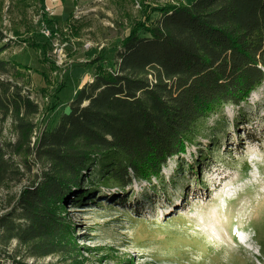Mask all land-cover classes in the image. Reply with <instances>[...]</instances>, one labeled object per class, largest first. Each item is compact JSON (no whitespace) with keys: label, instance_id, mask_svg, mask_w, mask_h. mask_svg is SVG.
<instances>
[{"label":"trees","instance_id":"16d2710c","mask_svg":"<svg viewBox=\"0 0 264 264\" xmlns=\"http://www.w3.org/2000/svg\"><path fill=\"white\" fill-rule=\"evenodd\" d=\"M179 1L135 20L111 66L92 60V80L38 131L24 65L1 57L9 42L0 29V124L14 135L0 138V187L26 181L0 214V264H83L61 209L101 190L164 183L168 160L199 145L209 118L264 86V0ZM201 159L189 168L195 179ZM49 256L59 259L38 262Z\"/></svg>","mask_w":264,"mask_h":264},{"label":"rangeland","instance_id":"374dc122","mask_svg":"<svg viewBox=\"0 0 264 264\" xmlns=\"http://www.w3.org/2000/svg\"><path fill=\"white\" fill-rule=\"evenodd\" d=\"M178 2L0 0V29L8 39L2 44L9 42L1 57L24 65L19 82L39 106L36 130L68 110L76 90L92 80V60L102 56L101 64L111 66L135 20H155L157 8ZM44 4L53 16L42 13ZM56 42L64 57L53 53ZM0 126V138L13 140L8 122ZM201 132L199 145L168 160L164 183H134L124 194L101 190L85 207L61 209L83 264H264V86L239 109L225 107L209 118ZM199 158L195 179L189 168ZM25 183L0 187V214Z\"/></svg>","mask_w":264,"mask_h":264},{"label":"built area","instance_id":"2783aa9c","mask_svg":"<svg viewBox=\"0 0 264 264\" xmlns=\"http://www.w3.org/2000/svg\"><path fill=\"white\" fill-rule=\"evenodd\" d=\"M49 2H55L56 0H48ZM42 13L47 14L48 16H53L54 14V10L49 6L44 4L43 8H42ZM41 23V22H40ZM41 32L45 35V36H49V30L47 29V26L44 23H41ZM64 45H59L56 43L53 44V53L57 55V57L61 58L64 57V49H63Z\"/></svg>","mask_w":264,"mask_h":264},{"label":"water","instance_id":"95a60500","mask_svg":"<svg viewBox=\"0 0 264 264\" xmlns=\"http://www.w3.org/2000/svg\"><path fill=\"white\" fill-rule=\"evenodd\" d=\"M80 88V87H79Z\"/></svg>","mask_w":264,"mask_h":264}]
</instances>
